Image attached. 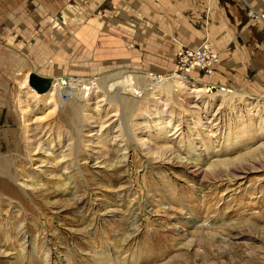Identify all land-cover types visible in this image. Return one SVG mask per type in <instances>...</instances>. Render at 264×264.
<instances>
[{"label":"rangeland","instance_id":"obj_1","mask_svg":"<svg viewBox=\"0 0 264 264\" xmlns=\"http://www.w3.org/2000/svg\"><path fill=\"white\" fill-rule=\"evenodd\" d=\"M165 2L0 0V264H264V70L220 58L214 94L184 72L172 94L132 77L170 78L179 43L197 48L175 35L179 1ZM63 12L75 27L53 25ZM32 69L119 73V102L93 83L52 115L47 97L24 96Z\"/></svg>","mask_w":264,"mask_h":264},{"label":"crops","instance_id":"obj_2","mask_svg":"<svg viewBox=\"0 0 264 264\" xmlns=\"http://www.w3.org/2000/svg\"><path fill=\"white\" fill-rule=\"evenodd\" d=\"M178 1L179 9L170 10L179 16L178 39L197 47L209 42L222 70H264V0ZM184 9L189 20L181 17Z\"/></svg>","mask_w":264,"mask_h":264},{"label":"bare ground","instance_id":"obj_3","mask_svg":"<svg viewBox=\"0 0 264 264\" xmlns=\"http://www.w3.org/2000/svg\"><path fill=\"white\" fill-rule=\"evenodd\" d=\"M67 21H68V16H67V14L65 12H63V14L60 16L59 19H56V17H54L52 19V23H53V25L55 27H59L61 25L62 26L65 25L66 26L67 23L71 27L72 26L75 27V22H76L75 20H71V22H67ZM13 37H11L10 40L8 41L12 45L15 43V37L14 38ZM28 45H29V43L24 39L23 41L18 42L17 47L20 49L21 47L22 48L23 47L24 48L25 47H28ZM132 47L133 46H131V48ZM182 47H184V45L182 43H179V49L177 50V54L181 51ZM58 61H60V58L58 59ZM67 61L68 60H65V62H67ZM61 64H62V62H61ZM60 69H62V68H60ZM175 70H176V68H175ZM176 71H177V73H176ZM176 71L174 72L175 74H173V76H171L170 78L169 77L168 78H163V77H160V76H156L154 79H152L151 78V75L150 74H147V73H143V72H138L137 73L136 71H133V72L131 71V73H132V77H137V78L144 77L145 79L151 80V82L155 86L158 85V84H160V83H162L165 86V88L168 91V93L169 94H172V92L174 91L173 82H174L175 78L178 76V70H176ZM55 72H56V74H54L52 77L45 78V77L39 76V74L35 70H33V69L30 70L29 73H28V75H26L27 76V79L25 81L26 92L24 94V96L27 97V98H30L32 96H35L37 98H41V96L42 97H47L48 100H50L49 101L50 104H51L50 105V108H53V110L51 111V114L52 115L56 114L58 112V110L60 109V105H59V101L60 100L61 101H65L67 98H73L79 104V106H80V103L82 101H84L85 98H87V94L90 91V88L92 87V84L93 83H97L96 85L99 88H101L102 91H103V93H104L103 94V97L107 98L109 100V102H111V103L119 102L118 101L119 95L118 94H115L111 90V87L114 84V81L119 78V75H120L119 73H117L116 75L113 74L112 77L109 76V77L101 78V79H94V78L91 79V78H85V77H81V76H77V75H72V76H68L67 75L66 76L62 72H59L57 69L55 70ZM196 74H198L199 76L201 75V77L207 76V75H204V74H200L199 71L197 70V71H194V72L179 74V75H182V76L179 77V79L180 80H186L188 77H191V79L193 81H190L189 83H192L193 86H195V85L199 86V84H200L201 87H203V88L205 87L206 88V90H207L208 93H213L211 91L212 89L210 88V85H206L205 86L206 83H204V82H206L208 76L205 79L202 80L200 78L197 79V75ZM32 75H36V76L42 78L45 81V83L50 88V90L48 89L49 90L48 93H46L44 95L41 93L42 94L41 95L40 92L38 93V91L35 90L36 88L34 86H32L30 83H29V86L31 88L28 86L27 82H28V79L30 78L29 76H32ZM183 75H187V76H183ZM152 77H154V76H152ZM216 88H218V90L215 92L216 95H218V96L222 95L223 98H225V97L227 98L228 96H231V94H234L233 92L230 93L231 91L230 90H227L224 87H218L217 86ZM61 93L64 94V97H60L59 96V95H61ZM213 97H214V95H213ZM121 105L123 107V111H124L123 113L125 115V113H126L125 105H124V103H121ZM18 111H19V113L21 115V122L23 124V127H25L26 126V122H27L26 121L27 110H26V107H25V102L22 99H19V101H18ZM41 121L42 120L39 119L38 120V123H40ZM56 121H59V118H57ZM25 128H27V127H25ZM125 129H126V132H127L128 136H129V138L131 140H133L127 124H125ZM29 137H30V140L32 141L31 136H29ZM233 140H235V139H233ZM225 141L230 142V141H232V139L230 137H228ZM45 143H46V145H48V140H45ZM42 148H43V146L39 145L37 147V151H42ZM128 148H129V146L127 145L126 148H124L122 150L123 153H124V155L121 157V160L122 161H125L127 159V154L126 153L128 151ZM187 155H188L189 159L195 158V153L191 149L187 152ZM196 157H197L196 158V161L199 164L200 163H203V160H202V158H201L200 155H197ZM236 173L237 172H235V174ZM193 222L194 221H192V223ZM194 225H195V223H194Z\"/></svg>","mask_w":264,"mask_h":264},{"label":"built area","instance_id":"obj_4","mask_svg":"<svg viewBox=\"0 0 264 264\" xmlns=\"http://www.w3.org/2000/svg\"><path fill=\"white\" fill-rule=\"evenodd\" d=\"M220 57L209 42H203L197 48L182 47L177 54L176 70L189 73L199 71L204 75H212Z\"/></svg>","mask_w":264,"mask_h":264},{"label":"water","instance_id":"obj_5","mask_svg":"<svg viewBox=\"0 0 264 264\" xmlns=\"http://www.w3.org/2000/svg\"><path fill=\"white\" fill-rule=\"evenodd\" d=\"M201 74H203V73H201ZM30 84L32 86H34L40 93H44V92L48 91V89H49V87L45 83V81L36 75L30 76Z\"/></svg>","mask_w":264,"mask_h":264}]
</instances>
